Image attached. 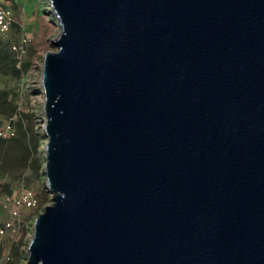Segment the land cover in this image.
Listing matches in <instances>:
<instances>
[{"label":"water","instance_id":"1","mask_svg":"<svg viewBox=\"0 0 264 264\" xmlns=\"http://www.w3.org/2000/svg\"><path fill=\"white\" fill-rule=\"evenodd\" d=\"M48 2L25 264H264V0Z\"/></svg>","mask_w":264,"mask_h":264},{"label":"rangeland","instance_id":"2","mask_svg":"<svg viewBox=\"0 0 264 264\" xmlns=\"http://www.w3.org/2000/svg\"><path fill=\"white\" fill-rule=\"evenodd\" d=\"M8 0H0V6ZM15 24L6 34L0 33V55L14 57L12 49L25 39L21 55L20 74H12L7 60L4 73H0V91L6 103L0 106V129L7 122L14 127L13 140H0V202L4 196H15L21 188L34 192L38 207L24 210L21 220L27 226L19 238L4 237L0 241V259L3 253L12 255L11 264H25L27 247L32 239L34 219L51 205V193L46 185L44 150V96L41 89L43 57L56 52L51 44L61 31L51 12L48 0H13ZM17 61V60H16ZM4 71V70H3ZM8 215L2 213L1 220ZM1 223V222H0Z\"/></svg>","mask_w":264,"mask_h":264},{"label":"built area","instance_id":"3","mask_svg":"<svg viewBox=\"0 0 264 264\" xmlns=\"http://www.w3.org/2000/svg\"><path fill=\"white\" fill-rule=\"evenodd\" d=\"M8 0L0 6V33L6 34L15 24V15L12 12L11 2ZM25 39L22 38L17 46L12 49L16 52V67L20 68V58L24 52ZM14 127L10 122L0 129V140H9L14 137ZM38 207V200L34 192L21 188L15 196H4L0 202V220L2 213H6L8 218L0 221V241L6 237L19 238L27 226L21 220L24 210H34ZM12 255L9 252L3 253L0 264H11Z\"/></svg>","mask_w":264,"mask_h":264},{"label":"trees","instance_id":"4","mask_svg":"<svg viewBox=\"0 0 264 264\" xmlns=\"http://www.w3.org/2000/svg\"><path fill=\"white\" fill-rule=\"evenodd\" d=\"M4 60H7V62H8L7 64H8L9 71L12 74L18 76L20 74V70L17 69V67H16L17 62L14 59V57H12L11 55H10V57L5 56V55H0V73L6 72L4 66H6L7 64H6V62H4ZM6 96H7V94L4 91H0V106H3L6 103ZM9 140L14 141L13 138H11Z\"/></svg>","mask_w":264,"mask_h":264},{"label":"bare ground","instance_id":"5","mask_svg":"<svg viewBox=\"0 0 264 264\" xmlns=\"http://www.w3.org/2000/svg\"><path fill=\"white\" fill-rule=\"evenodd\" d=\"M44 129V128H43Z\"/></svg>","mask_w":264,"mask_h":264}]
</instances>
